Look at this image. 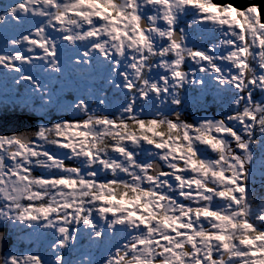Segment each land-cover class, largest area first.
I'll return each instance as SVG.
<instances>
[{"label": "snow or ice", "instance_id": "6c2138e0", "mask_svg": "<svg viewBox=\"0 0 264 264\" xmlns=\"http://www.w3.org/2000/svg\"><path fill=\"white\" fill-rule=\"evenodd\" d=\"M0 264H264V13L0 0Z\"/></svg>", "mask_w": 264, "mask_h": 264}, {"label": "water", "instance_id": "95a60500", "mask_svg": "<svg viewBox=\"0 0 264 264\" xmlns=\"http://www.w3.org/2000/svg\"><path fill=\"white\" fill-rule=\"evenodd\" d=\"M214 2L223 4V3H233L239 8L246 7L249 3H256L261 6V11L264 13V0H214Z\"/></svg>", "mask_w": 264, "mask_h": 264}]
</instances>
